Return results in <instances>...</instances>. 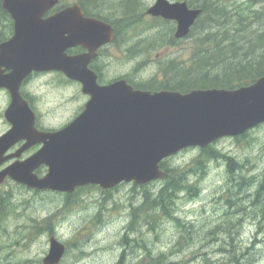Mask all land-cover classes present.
<instances>
[{
    "label": "rangeland",
    "instance_id": "1",
    "mask_svg": "<svg viewBox=\"0 0 264 264\" xmlns=\"http://www.w3.org/2000/svg\"><path fill=\"white\" fill-rule=\"evenodd\" d=\"M77 1L117 29L114 45L104 50L96 66L101 68L102 80L167 82L165 72L169 63L173 68H191L194 55L214 51L210 43H200L205 34L200 29L172 44L174 26L157 25L156 20L146 16V10L156 0H62L61 3ZM217 1L224 4L223 21H227L224 29L234 30L230 35L237 36L241 50L251 51V57L264 52V45L259 48L254 43L255 36L264 33V0ZM238 19L242 25L235 28ZM226 44L223 40L222 45ZM59 81L58 77L44 76L33 85L44 127L57 128L68 123L87 101L78 85H62ZM211 146L234 158L242 168L231 178L224 161L212 160L207 161L203 173L188 174L191 188L173 199L175 215L184 228L162 215H158L152 228L144 222V212L139 206L145 192L155 196L162 181L144 185L146 191L141 186L123 184L109 192L85 187L69 197L56 192L40 195L18 192L14 207L8 209L10 215L0 220V264H42L51 234L67 247L60 264H155L157 256L176 264H226L233 249L241 257L244 255L245 262L264 264V211L260 214L263 209L251 204L264 170V125L239 139L223 138ZM201 154L200 149H187L166 163L169 168H192ZM240 178L252 184L239 191ZM230 201L235 204L230 206ZM134 229L138 233L133 236ZM124 236L129 239L127 244L122 241Z\"/></svg>",
    "mask_w": 264,
    "mask_h": 264
},
{
    "label": "water",
    "instance_id": "2",
    "mask_svg": "<svg viewBox=\"0 0 264 264\" xmlns=\"http://www.w3.org/2000/svg\"><path fill=\"white\" fill-rule=\"evenodd\" d=\"M56 0H3L15 33L0 45V88L12 103L5 116L12 129L0 138V155L18 140L24 148L42 144L25 162L0 173V184L9 176L36 190L71 194L76 188L98 186L111 190L122 183L145 185L162 180L160 163L187 148H205L225 137H237L264 123V76L236 90L148 92L133 90L125 81L100 87L87 65L95 51L112 41L105 22L85 18L77 4L42 20ZM201 11L185 2L156 0L147 10L153 17L175 21L176 39L185 38ZM81 46L88 53L68 57L66 51ZM61 71L82 85L90 96L83 112L57 132H38L34 116L18 93L20 82L31 71ZM1 162V161H0ZM48 168L39 179L33 173ZM65 246L54 237L43 264H58Z\"/></svg>",
    "mask_w": 264,
    "mask_h": 264
},
{
    "label": "trees",
    "instance_id": "3",
    "mask_svg": "<svg viewBox=\"0 0 264 264\" xmlns=\"http://www.w3.org/2000/svg\"><path fill=\"white\" fill-rule=\"evenodd\" d=\"M187 5L190 8H200L202 10V19L198 20L193 31H196L197 29L205 31L204 36L200 38V43L204 45L210 43L211 47L214 48V51L209 55H194V64L191 68L181 66L173 68L172 64L169 63L167 71L165 72L167 82L150 80L145 83L143 89L151 91H177L180 93H187L191 90L235 89L241 86H247L264 75V52L251 57L253 55L251 51H242L241 47L238 46L239 39H237V36L230 35V32H234V30L224 29L227 25V21H223L226 17L223 11L224 4H219L217 0H188ZM123 14L126 15L131 13L124 12ZM92 15L100 19H105L97 14ZM201 21H203L204 24H200ZM162 23L168 24L167 22ZM238 24L242 25L241 19L236 21L235 28L238 27ZM157 25H159V23H157ZM210 28L215 29V31H211ZM222 30L224 31L223 33ZM117 34L116 31V36ZM223 40L224 42H227L226 45H222ZM254 43L255 46L259 48L263 47L264 33L255 36ZM240 53L242 54L240 55ZM201 65L205 68L201 69ZM218 69H221V71ZM200 151L202 154L195 159L192 168H169L166 161L160 163L161 169L166 173L165 178L162 181L163 185L155 196H152L149 192H145L143 203L139 206L140 210L144 212V222L148 227L152 228V226L158 222V215H162L164 218L171 219L180 227L184 228L182 221L175 215L173 209L175 202L173 199L177 197L179 193L184 192L185 189L187 190L191 188L188 174L195 171L203 173L207 161H224L227 165V172L231 178H233L234 175H237L236 172L242 168L234 158L213 149L212 146L201 149ZM239 180L240 181L237 183L239 191L252 184V182L247 183L248 181L243 178H240ZM139 188L146 191V186H141ZM230 195L232 196L231 193ZM69 196L70 195H68V197ZM263 197L264 170L251 203L254 204L253 206L263 209L260 214L264 211ZM235 201L237 202L238 200ZM228 204L233 206L235 202L230 201ZM49 230H51V228H49ZM137 233V229L132 231L133 236ZM128 240L127 236H124L122 241L127 244ZM132 241L134 242V239H132ZM249 251H251V249H247V252ZM243 259L244 255L241 257L233 249L230 252V258L227 260L226 264H254L248 261L245 262ZM154 263L176 264L169 260L166 261V257L164 256L155 257Z\"/></svg>",
    "mask_w": 264,
    "mask_h": 264
},
{
    "label": "flooded vegetation",
    "instance_id": "4",
    "mask_svg": "<svg viewBox=\"0 0 264 264\" xmlns=\"http://www.w3.org/2000/svg\"><path fill=\"white\" fill-rule=\"evenodd\" d=\"M58 3L55 6L50 7L45 14L43 15L42 19H48L53 15L57 14L58 12L64 10L66 7L69 6L61 3L62 0H57ZM80 3V1H79ZM84 14L85 11L81 6ZM86 16V15H85ZM89 16V15H87ZM14 22L9 15V13L3 8L2 0H0V45L9 41L13 34H14ZM111 45V44H110ZM110 45L104 46L99 48L96 51V58L92 60L89 64V68L95 72L97 76V84L100 86L108 85L111 82L107 80H102V73L101 68L96 67L102 54L105 49H107ZM86 50L82 47L78 46L72 48L67 51V55L74 56L78 54L85 53ZM11 69H7L6 66L0 67V73L3 76H6L11 73ZM44 76H55L60 79L62 85H71L75 86L78 85L76 82L68 80L61 72H31L29 76H27L22 82H20L18 86V92L21 98L27 103L29 108L35 115V128L37 131H54L60 128H63L67 123L61 125L60 127L53 128V127H44L41 125L40 122V115L37 110V102L38 98L36 94L33 92V85L34 83ZM79 86V85H78ZM80 87V86H79ZM81 90V87H80ZM88 100V97H87ZM12 102L11 93L5 89L0 88V137L5 135L7 132L10 131L12 125L8 122L5 117V112L10 108ZM75 118V117H74ZM73 118V119H74ZM72 119V120H73ZM27 144L25 139L18 140L14 144H12L3 154L0 155V173L5 171L10 166L14 164H18L21 162L27 161L31 158L41 147V144H36L30 146L28 148H24ZM46 172V168L44 166H39L33 173L36 175L37 178H42L44 173ZM20 192H28L34 195H40L42 191H35L33 189H28L24 185H20L13 181L11 178L6 177L4 181L0 184V220L6 217V214H9L8 209L11 205H13V200L15 201L16 193ZM14 206V205H13Z\"/></svg>",
    "mask_w": 264,
    "mask_h": 264
}]
</instances>
